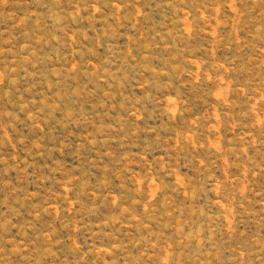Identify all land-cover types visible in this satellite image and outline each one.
Here are the masks:
<instances>
[{
  "label": "rangeland",
  "instance_id": "obj_1",
  "mask_svg": "<svg viewBox=\"0 0 264 264\" xmlns=\"http://www.w3.org/2000/svg\"><path fill=\"white\" fill-rule=\"evenodd\" d=\"M0 264H264V0H0Z\"/></svg>",
  "mask_w": 264,
  "mask_h": 264
}]
</instances>
